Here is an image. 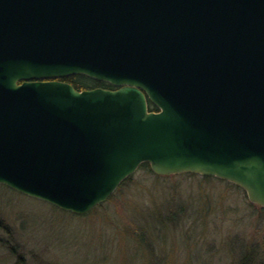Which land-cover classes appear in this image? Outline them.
Listing matches in <instances>:
<instances>
[{"label": "water", "instance_id": "1", "mask_svg": "<svg viewBox=\"0 0 264 264\" xmlns=\"http://www.w3.org/2000/svg\"><path fill=\"white\" fill-rule=\"evenodd\" d=\"M143 164L264 208V0H0V184L83 216Z\"/></svg>", "mask_w": 264, "mask_h": 264}, {"label": "rangeland", "instance_id": "2", "mask_svg": "<svg viewBox=\"0 0 264 264\" xmlns=\"http://www.w3.org/2000/svg\"><path fill=\"white\" fill-rule=\"evenodd\" d=\"M114 195L74 216L0 184V264H231L264 247L262 209L225 181L138 170Z\"/></svg>", "mask_w": 264, "mask_h": 264}, {"label": "trees", "instance_id": "3", "mask_svg": "<svg viewBox=\"0 0 264 264\" xmlns=\"http://www.w3.org/2000/svg\"><path fill=\"white\" fill-rule=\"evenodd\" d=\"M63 81L73 85L75 87V89H77L79 91H81V90H85L86 91L87 89H95V88H106V90L107 89H115V87L111 86L110 84L103 83V82H98V81H96L94 79H91L89 77H86L84 75L70 76V77H67V78L63 79ZM149 106H150V110L151 111H157L156 107L153 104L150 103ZM139 171H145L146 173L151 174L152 176H155V177H158V178H169V177H163V176L155 175L150 170V166L148 164H143L139 168ZM177 176H187V177H192L194 179L195 178H200V179L205 180V181H210L211 179H216L217 180V178H209V177H203V176H200V175H193V174H187V173L186 174H180V175H174V176H170V177H177ZM133 177H134V175L132 177L128 178L124 183H122V185L119 187V189L117 191H120L121 188L126 185V183L130 182L133 179ZM227 183L229 185L239 189L238 187H236L232 183H229V182H227ZM112 197L108 201H111ZM104 205H106V203L99 205L93 211L97 210L100 207H103ZM53 207L57 208L55 206H53ZM57 209L60 210L59 208H57ZM260 209H262V212L264 213V208L260 207ZM60 211H62V210H60ZM178 211H179V209H178ZM92 212H90L89 214H91ZM71 214H73V213H71ZM73 215L74 216H79V215H76V214H73ZM83 216H85V215H83ZM138 236H139L140 239L142 238L145 241V236L143 234H140ZM233 259L234 260L231 262V264H255L256 262H261V264H264V247H259L257 245L256 246L255 245H250L249 248H246V249L238 252Z\"/></svg>", "mask_w": 264, "mask_h": 264}]
</instances>
